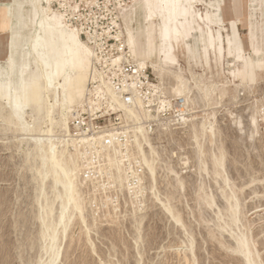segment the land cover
Returning a JSON list of instances; mask_svg holds the SVG:
<instances>
[{
    "label": "rangeland",
    "instance_id": "1",
    "mask_svg": "<svg viewBox=\"0 0 264 264\" xmlns=\"http://www.w3.org/2000/svg\"><path fill=\"white\" fill-rule=\"evenodd\" d=\"M139 1L124 0L123 9H128V23L134 30L135 20L140 21L142 16ZM8 3L0 0L2 47L6 46L11 22ZM73 4V0H51L50 8L65 14ZM188 6L192 23L185 56L178 58L166 86L174 87L178 78L185 80L191 101L183 113L179 112L175 105L181 104V96L168 91L158 99L168 102L165 113L159 114L161 125L150 122L143 127L155 152L154 181L132 143L131 123L115 115H97L116 123V132L123 139L118 146L100 148L91 155L78 146L81 158L77 160L76 190L82 214L71 215L70 209L71 220L64 234L58 227L60 257L54 264H246L233 253L239 235L248 241L257 263L264 264V71L251 86L237 79L230 82L228 72L233 68L228 63L235 62L234 57H224L218 77L207 72L205 65L211 52L203 50L206 27H210L223 36L235 37L245 59L253 58L255 48L264 58V0H193ZM119 24L125 40L127 25L121 15ZM137 48L144 57V45L137 43ZM5 55L0 51V65L7 60ZM150 60L157 62L158 58L150 54ZM144 67L157 84L149 67ZM32 70L36 72L34 66ZM224 83L227 92L220 98L216 88ZM84 109L71 108L70 140L72 119ZM53 117L56 122L60 120L58 110ZM182 117L185 122H181ZM202 122L213 126V138L209 133L200 135ZM2 127L0 123V264H47L41 220L46 211L40 207L46 199L54 200L52 221L56 223L62 201L54 196L62 187L57 185V192L52 191L50 179L43 186L36 179L39 162L32 152V140L46 142L49 138L60 146L64 138L58 125L50 137L46 125L34 134L4 131ZM113 149L119 173L107 162ZM144 152L149 157L147 148ZM212 156H223L220 176L214 174ZM202 162L206 170L200 167ZM223 177L228 180L227 186ZM228 190L238 201L236 222L230 217L233 200L227 201ZM207 195L212 197V205L204 202ZM165 206L178 214L180 223L175 225Z\"/></svg>",
    "mask_w": 264,
    "mask_h": 264
},
{
    "label": "bare ground",
    "instance_id": "2",
    "mask_svg": "<svg viewBox=\"0 0 264 264\" xmlns=\"http://www.w3.org/2000/svg\"><path fill=\"white\" fill-rule=\"evenodd\" d=\"M50 1L9 0L11 22L8 26L6 42L5 56L7 60L0 65V123L4 131L26 134L41 132V126L46 125L45 132L49 133V137L54 126L58 125L61 129L64 139L60 142V146H57L49 138L46 142L41 139L32 140V152L39 162V167L35 169L36 179L41 186H43L45 180L50 179L52 191L57 190V185L62 187L61 193L58 192L54 196V199L62 201L56 223L52 221L54 200L46 199L45 205L40 207L46 211L41 217L44 227L42 239L47 241L44 252L49 256L47 264H54L60 257V250L57 245L58 227L61 228L64 234L68 222L71 220L68 215L70 209L72 210L71 215L75 212L79 215L82 214V205L79 202L76 190L77 160L81 158V153L75 141L68 139L70 136L68 118L72 107H82L87 103L89 83L96 78L93 73L94 53L92 48L81 40L80 33L76 29L70 27L66 22L67 25L63 23L64 14L51 10ZM191 1L193 0H140L138 10L142 16L140 21L135 20V30L129 26L128 16L130 15L126 13L128 9H123L120 13L127 25L125 45L129 57L136 61L138 68L149 67L157 81L156 93L159 99L161 96L164 97L168 91L181 96V104L175 106L182 113L191 101L190 96H188L187 82L178 78L174 87L167 88L166 80L173 74L172 69L178 66V58H184L185 56L186 39L190 36V25L192 23L191 11L188 6ZM205 18L208 20V13L205 14ZM250 35L252 37L253 29L250 30ZM137 43L144 45V57H141ZM240 49L241 45L235 37L223 36L219 31L206 27L203 50L206 53L211 52V56L205 65L207 72L209 74L213 72L219 77V68L224 65V57H234L235 62L228 63V67L233 68L228 72L229 81L237 79L241 83H247L251 86L264 71L263 54L259 52L258 48H255L253 58L247 60L243 57ZM150 54H154L158 61L152 62ZM33 66L36 72H33ZM99 80L100 92L105 93L107 98L123 111L121 117L124 122L131 123L133 129L132 143L154 181L155 161L153 156L155 152L149 138L144 133L143 127L150 122L154 126L161 125L160 106L154 109V113L146 110L140 101H137L133 108H127L121 104L107 83L102 78H99ZM208 89H206V96L210 93ZM216 90H218L221 98L227 92L226 83L216 88ZM213 91L214 89L211 93ZM164 101L160 100V103L162 105L168 103ZM57 110L60 114V120L58 119L59 121L56 122L53 116ZM27 115H30L29 120ZM181 120V122H185L183 117ZM254 123L255 121L252 120L251 124ZM199 125L201 136L209 133L213 138L214 128L210 123L202 122ZM162 130L166 129L162 128ZM193 136L195 140L198 138L196 134ZM69 148H72L73 152L72 150L70 152ZM145 148L148 149L149 157L144 152ZM201 148L202 146L199 144V151H201ZM113 150L114 152L108 157L107 162L110 166H114L116 172L119 173L116 151ZM212 157L214 174L220 176V170L223 169L224 165L223 156ZM200 167L206 170L203 162ZM223 182L227 186L228 180L226 177H223ZM230 199L233 200L229 205L230 217L235 221L238 213V201L235 199L234 193H230L227 201L229 202ZM204 202L207 205H212V197L205 196ZM165 208L174 223L181 222L178 214L174 215L167 206ZM218 215L215 216L218 217ZM238 225L240 226V224ZM235 240L233 253L240 255L246 264H258L246 238L239 235L236 236ZM39 264L43 263L40 262Z\"/></svg>",
    "mask_w": 264,
    "mask_h": 264
},
{
    "label": "built area",
    "instance_id": "3",
    "mask_svg": "<svg viewBox=\"0 0 264 264\" xmlns=\"http://www.w3.org/2000/svg\"><path fill=\"white\" fill-rule=\"evenodd\" d=\"M65 12V22L80 33L94 53L93 73L96 79L89 83L85 108L72 119L71 132L76 145L91 155L100 148L118 146L122 136L116 132V123L104 121L97 115H115L122 120L121 109L99 89V78L107 83L125 107L133 108L140 101L146 110L154 113L160 106L161 114L168 108L162 105L156 93V84L147 68H138L129 57L119 15L124 0H73ZM102 120V121H101ZM124 120V119H123Z\"/></svg>",
    "mask_w": 264,
    "mask_h": 264
},
{
    "label": "crops",
    "instance_id": "4",
    "mask_svg": "<svg viewBox=\"0 0 264 264\" xmlns=\"http://www.w3.org/2000/svg\"><path fill=\"white\" fill-rule=\"evenodd\" d=\"M5 46V45H4ZM4 48V49H3ZM5 51L6 52V46L5 47H2V45H0V51H1V53H2V51Z\"/></svg>",
    "mask_w": 264,
    "mask_h": 264
}]
</instances>
